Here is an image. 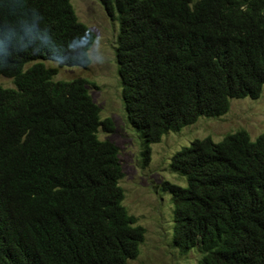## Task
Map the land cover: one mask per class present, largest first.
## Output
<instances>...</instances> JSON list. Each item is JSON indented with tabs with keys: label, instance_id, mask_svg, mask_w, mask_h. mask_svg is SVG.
I'll return each instance as SVG.
<instances>
[{
	"label": "trees",
	"instance_id": "16d2710c",
	"mask_svg": "<svg viewBox=\"0 0 264 264\" xmlns=\"http://www.w3.org/2000/svg\"><path fill=\"white\" fill-rule=\"evenodd\" d=\"M118 23L115 58L146 159L169 132L225 115L264 86V0H99ZM94 33L71 0H0V264H130L145 229L124 206L118 147L82 78ZM28 64L30 66L26 67ZM165 182L174 244L194 264H264V133L195 140Z\"/></svg>",
	"mask_w": 264,
	"mask_h": 264
},
{
	"label": "rangeland",
	"instance_id": "374dc122",
	"mask_svg": "<svg viewBox=\"0 0 264 264\" xmlns=\"http://www.w3.org/2000/svg\"><path fill=\"white\" fill-rule=\"evenodd\" d=\"M78 20L95 35L90 50L88 68L58 67L55 62H44L57 69L55 81L82 78L93 101L101 110V118L114 123L113 132L99 131L101 140L114 143L119 149V160L124 176L120 182L124 190V206L145 229L140 253L130 264H194L200 258L194 249L182 254L174 244V214L170 195L162 190L165 182L186 186V180L170 167L174 154L195 140L211 138L221 142L228 134L245 130L256 140L264 133V86L257 99H232L229 111L219 117H200L179 132H169L159 143L150 147L144 157L142 133L132 127L122 102V88L115 58L118 23L109 18L99 0H71ZM28 64L26 67L30 66ZM0 86L14 88L12 79L0 76Z\"/></svg>",
	"mask_w": 264,
	"mask_h": 264
}]
</instances>
